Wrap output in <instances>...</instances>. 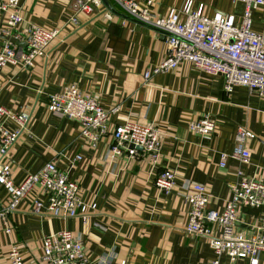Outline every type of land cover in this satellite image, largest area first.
<instances>
[{
  "label": "crops",
  "instance_id": "1",
  "mask_svg": "<svg viewBox=\"0 0 264 264\" xmlns=\"http://www.w3.org/2000/svg\"><path fill=\"white\" fill-rule=\"evenodd\" d=\"M73 1L21 0L19 31L35 24L56 28L58 33L48 54L36 57L31 66L8 64L0 71V103L12 112L27 109L30 113L26 128L8 155L0 157V164L9 165L12 179L19 182L27 173L55 161L79 184L81 198L94 201L96 208L87 222L80 217H53L44 212L46 195L34 188L7 215L11 232L6 233L0 221V264H5L13 244L28 264H46L41 256L42 237L61 229L82 238L89 264H101L98 259L104 264H212L215 255L208 236L185 231L189 206L181 198L180 185L184 179L204 184L208 207L221 211L232 196L238 170L264 179V97L242 86L227 95L221 76L204 73L188 62L154 73L145 82L144 72L164 56L163 34L132 19L111 0H102L103 9L90 16L73 8ZM185 1L156 0L152 9L166 15ZM192 2L202 15L229 14L235 23L240 22L244 8L240 0ZM106 10L113 18L103 16ZM2 21L0 14V27ZM252 29L264 32V6L252 10ZM70 84L111 110L110 130L126 119L155 122L162 133L157 164L153 166L145 155L112 154L107 138L92 145L80 136L75 120L48 111V96ZM204 114L215 122L210 138L187 127L190 119ZM5 126L15 128L13 121H5ZM238 127L253 134L246 142L251 152L246 165L229 155ZM221 154H226L223 167ZM165 168L177 176L168 194L153 184L156 173ZM36 197L43 203L39 212L33 210ZM7 201L0 185V207ZM242 216L246 224H238V230L248 235L259 210L245 209ZM219 233L220 226L214 224L211 235ZM219 264L247 261L231 263L222 256ZM260 264H264V251Z\"/></svg>",
  "mask_w": 264,
  "mask_h": 264
},
{
  "label": "built area",
  "instance_id": "2",
  "mask_svg": "<svg viewBox=\"0 0 264 264\" xmlns=\"http://www.w3.org/2000/svg\"><path fill=\"white\" fill-rule=\"evenodd\" d=\"M155 1L111 0L132 19L163 34L164 56L156 66L144 72L145 82L154 73L171 71L188 62L204 73L221 76L227 95L234 87L242 86L250 93L264 97V32L252 29V10L264 6V0H240L244 8L239 23H235L229 14L202 15L193 9L192 0H186L181 8L171 9L166 15H159L152 9ZM20 3L21 0H0V14L3 16L0 71L8 64L31 66L36 57L48 54L49 44L58 33L56 28L35 24L19 31L23 22ZM73 8L90 16L103 9V1L74 0ZM102 14L107 19L113 18L107 10ZM46 107L54 114L75 120L80 136L92 145L107 138L109 152L114 155L126 154L130 158L145 155L153 166L160 159L162 133L155 122L126 119L110 130L108 118L111 110L104 108L95 96L84 93L75 84L50 94ZM29 119L27 109L12 112L0 103V157L8 155ZM5 121H13L15 128L8 129ZM187 127L210 138L215 122L209 114H204L190 119ZM252 135L248 128L238 127L230 157L241 164H249L251 152L246 142ZM225 159L226 154H221V167L225 165ZM237 174L239 177L232 186V196L225 201L221 211L208 207L210 197L204 184L184 179L180 185L181 198L189 206L185 231L208 236L215 255L212 264H219L222 256H226L231 263L246 260L247 264H260V255L264 251V179L247 175L242 170H238ZM176 177L174 170L165 168L156 173L153 184L159 192L168 194L176 186ZM0 185L5 188L8 200L4 207H0V221L6 233L12 230L7 223V215L34 188L41 189L46 195L44 212L53 217H80L87 222L96 208L94 201L87 202L81 198L79 184L70 180L68 172L58 168L55 161H48L35 172L27 173L19 182L12 179L9 165L0 164ZM32 205L33 210L39 212L43 203L36 197ZM245 209L259 210L257 223L251 225L253 230L248 235L238 230V224H246L242 218ZM214 224L220 226L217 236L211 235ZM41 256L46 264H89L82 238L68 229L44 235ZM98 262L104 264L100 259ZM5 264L28 263L18 246L13 244L6 254Z\"/></svg>",
  "mask_w": 264,
  "mask_h": 264
},
{
  "label": "rangeland",
  "instance_id": "3",
  "mask_svg": "<svg viewBox=\"0 0 264 264\" xmlns=\"http://www.w3.org/2000/svg\"><path fill=\"white\" fill-rule=\"evenodd\" d=\"M30 197L32 196V194L29 195Z\"/></svg>",
  "mask_w": 264,
  "mask_h": 264
}]
</instances>
